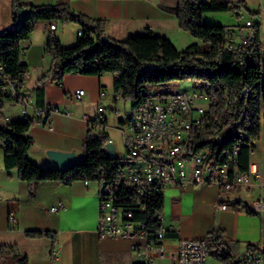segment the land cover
Wrapping results in <instances>:
<instances>
[{
  "label": "crops",
  "instance_id": "1",
  "mask_svg": "<svg viewBox=\"0 0 264 264\" xmlns=\"http://www.w3.org/2000/svg\"><path fill=\"white\" fill-rule=\"evenodd\" d=\"M68 3L70 9L90 19L105 21V34L110 39L123 40L129 36L151 31L171 40L177 48L185 42V49L199 43L178 27L175 17L177 0H20L27 5ZM12 0H0V30L12 26ZM49 23H36L29 37L22 42V62L26 66L24 88L32 92L36 104V89L42 88V103H53L60 109L53 115V130L34 124L27 136L32 140L28 150L29 159L39 166L56 167L47 157V150L72 151L78 160L83 157L82 140L88 131V120L93 117L98 105L106 107L105 132L114 143L112 132L117 125L108 124L107 110L119 104L112 94L113 75L65 74L57 84L49 73L51 58L46 51L49 36L56 37L63 46L76 43V23L56 22L54 30ZM75 89H84L82 100L65 97ZM17 117L16 108L10 110ZM120 120L117 118L116 121ZM261 135L255 144L261 141ZM121 143L123 141L121 138ZM249 160L259 163L264 181V144L253 151ZM97 185L84 181L62 184L43 181L33 187L30 194L28 184L17 177L16 169H6L3 150L0 147V244L15 246L25 254L28 264H138L135 245L141 239L101 238L97 227ZM264 197V187L220 188L217 185H192L189 183L170 185L163 193L162 212L165 217L166 252L172 250L179 239H206L207 231L222 229L227 246L238 252L237 244L261 237V215L246 216L237 203H254ZM62 203L58 210L52 207ZM225 205V208H221ZM255 210V209H254ZM13 217V219H11ZM246 218H248L246 220ZM246 220V225L242 224ZM29 231L51 232L54 239L44 234L38 237L26 235ZM238 233H241L239 235ZM54 249V257L50 255ZM155 264H169L166 254L157 257Z\"/></svg>",
  "mask_w": 264,
  "mask_h": 264
},
{
  "label": "trees",
  "instance_id": "2",
  "mask_svg": "<svg viewBox=\"0 0 264 264\" xmlns=\"http://www.w3.org/2000/svg\"><path fill=\"white\" fill-rule=\"evenodd\" d=\"M244 0H177L175 17L178 27L198 39L183 50H179L171 40L151 31L129 36L123 40L110 39L105 34V21L90 19L74 13L68 3L60 1L54 4L27 5L20 0H12V26L0 30V66L4 75L14 79L15 86L23 81L25 64L20 61L21 44L36 23L40 21L76 23L82 30L76 43L63 46L53 36L46 41V50L51 58L49 73L58 84L65 74L113 75V89L129 102L138 105L147 95V91L160 88L175 81H190L195 86H208L214 91L215 111L224 115L227 131L222 140L214 147L226 150V155L237 149L238 168L246 170L249 163V142L257 141L261 131V109L264 104V61L261 58L260 42L252 43L234 52L226 51L229 44L228 26L206 23L202 20L205 12L236 11L244 7ZM28 8L27 16L19 25L16 10ZM253 34L259 41L257 26ZM107 42H102V37ZM253 89L254 96L248 100V91ZM169 92H166V94ZM42 88L36 89V104L42 103ZM226 95V97H225ZM240 108H248V115L232 127L237 120ZM33 125L31 118L13 119L0 126V147L3 150V164L6 169H16L19 180L30 188L43 181H57L69 184L73 181L94 182L113 178L123 164L121 158H110L103 149L106 133L94 135L86 132L82 140L83 157L78 164L64 171L56 167L39 166L28 157L32 140L27 136ZM205 134L200 139V147L205 143ZM209 139H207V144ZM162 207V199L160 200ZM238 208L248 214H255L247 204L237 203ZM45 236L54 239L51 232L29 231V237ZM223 231H208L207 239L216 241L218 250L213 256L224 264L227 262L224 252L220 253ZM54 257L53 246L50 251ZM0 264H28L25 254H20L15 246L0 244ZM139 264V263H138Z\"/></svg>",
  "mask_w": 264,
  "mask_h": 264
},
{
  "label": "built area",
  "instance_id": "3",
  "mask_svg": "<svg viewBox=\"0 0 264 264\" xmlns=\"http://www.w3.org/2000/svg\"><path fill=\"white\" fill-rule=\"evenodd\" d=\"M55 27L56 22H52L48 30L52 31ZM253 27V22L247 19L242 25L228 28L229 46L226 51L234 52L260 42V38L256 40L253 34ZM82 34L79 29L77 36ZM23 50L21 45L20 61ZM25 75L26 71L23 78ZM15 82L2 73L0 66V126L13 119L31 118L34 124L53 130L52 118L60 111L59 107L53 103L35 105L33 94L24 88L23 81L18 86ZM243 91H248V100L254 96L250 87ZM84 94V89H75L66 93L65 97L82 100ZM112 98L119 101L121 95L114 91ZM215 106L214 91L208 86L197 85L190 90L174 91L173 96L149 89L147 97L138 105L129 106L122 113L117 107L111 109L114 115L121 114L117 126L126 155L113 178L94 181L98 187L96 232L101 238L141 239L143 244L134 246L139 264H155L156 258L165 254L169 264H206V239H179L175 247L166 252L164 240L167 228L159 203L168 186L189 183L214 184L224 189L255 184L264 187L258 162L249 160L246 170L238 168V146L229 155H226V150L219 151V147L207 146V139L219 140L227 131L224 115H219ZM13 108L17 109L19 116H11ZM248 113V108H240L232 127ZM122 125H126L127 133ZM105 128L106 107L98 105L95 114L88 120V131L102 135L106 133ZM204 134L206 141L198 147ZM108 143H112V139L106 133L103 143L106 152ZM254 145V141L248 144L249 157ZM89 182L84 181L85 184ZM62 206L59 203L52 210ZM254 209L260 212L262 219L259 247H249L239 254L241 258L234 264H264V197L254 203Z\"/></svg>",
  "mask_w": 264,
  "mask_h": 264
},
{
  "label": "rangeland",
  "instance_id": "4",
  "mask_svg": "<svg viewBox=\"0 0 264 264\" xmlns=\"http://www.w3.org/2000/svg\"><path fill=\"white\" fill-rule=\"evenodd\" d=\"M244 1H245V5L240 10H236V11L230 10V11H224V12H205L202 15V20L206 23L224 25V26H228V28H234L238 24L242 25L245 20L250 19L253 22V24L257 26L258 34L260 38L261 58H262V61H264V0H244ZM57 23L59 26L63 24H68V23L71 24V22L62 23L60 21H57ZM245 30L247 32L249 31V29H245ZM187 35L195 41L196 39L195 37L190 35L188 32H187ZM196 41H198V39H196ZM184 47H185V42L177 43V48L182 49ZM193 86H195V84L191 83L190 81L184 80V81H175L165 87L153 88L152 90H154L157 93L174 92V91L190 90ZM129 106H130L129 102L124 100L121 97V100L119 104H117L116 107L122 113L123 110L125 108H129ZM120 115H114L112 111L108 109L107 110L108 124L118 125L116 120L117 118H119ZM260 118H261V131H260L261 138L260 139L262 143L264 144V104L262 105ZM122 128L127 133L128 130H127L126 125H122ZM111 135L113 136L112 138L114 140V143L112 144L114 147L115 156L117 158H121L122 160H124L126 152L121 143L122 135H121L120 130H117L116 132H112ZM261 141L256 143L253 146V151H258L260 149ZM253 211L255 214H248L245 211L246 216H249V215L256 216V217L260 216L259 211H256L254 209ZM247 219L248 218H246V220ZM246 220L242 224L243 227L246 225ZM207 233L205 235L206 238H207ZM238 234L241 235V233H238ZM215 242L216 241H212L210 238L207 239L206 264H224V262H222L221 260L218 261L215 258V256H213L214 251L219 249L217 244H215L212 247V244ZM259 244H260V237H256L254 239H251L250 241H241L237 244V248H240V249L236 253L232 249H230V247L227 246V242L224 239V233H223L222 243L220 245V253L224 252V254H226L227 262L235 263L239 254L246 251L249 247H255L257 249L259 247Z\"/></svg>",
  "mask_w": 264,
  "mask_h": 264
},
{
  "label": "water",
  "instance_id": "5",
  "mask_svg": "<svg viewBox=\"0 0 264 264\" xmlns=\"http://www.w3.org/2000/svg\"><path fill=\"white\" fill-rule=\"evenodd\" d=\"M17 20L15 26L19 25L27 16L30 14V10L28 8H18L16 10ZM102 42H107V37H102ZM108 147L107 154L110 158H114L115 152L112 143H108L106 145ZM46 155L49 160L56 166V168L60 169L61 171L66 170L69 167L75 166L78 164L79 160L77 159L76 155L72 151H58V150H47ZM241 255L237 257L240 260Z\"/></svg>",
  "mask_w": 264,
  "mask_h": 264
},
{
  "label": "bare ground",
  "instance_id": "6",
  "mask_svg": "<svg viewBox=\"0 0 264 264\" xmlns=\"http://www.w3.org/2000/svg\"><path fill=\"white\" fill-rule=\"evenodd\" d=\"M228 46H229V44H228ZM228 46H227V48H228ZM166 96H173V92H169V94L167 93ZM145 97H147V95ZM219 115H220V113H219ZM221 140H222V137L219 138V140L209 139L207 146L208 147H214L216 144H219L221 142Z\"/></svg>",
  "mask_w": 264,
  "mask_h": 264
}]
</instances>
